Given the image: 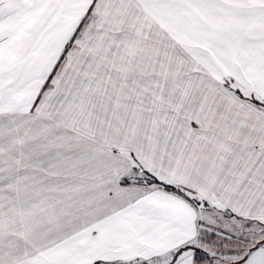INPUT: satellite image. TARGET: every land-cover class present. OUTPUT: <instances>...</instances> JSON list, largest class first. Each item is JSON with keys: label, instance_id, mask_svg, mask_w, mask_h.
<instances>
[{"label": "snow or ice", "instance_id": "6c2138e0", "mask_svg": "<svg viewBox=\"0 0 264 264\" xmlns=\"http://www.w3.org/2000/svg\"><path fill=\"white\" fill-rule=\"evenodd\" d=\"M0 264H264V0H0Z\"/></svg>", "mask_w": 264, "mask_h": 264}]
</instances>
